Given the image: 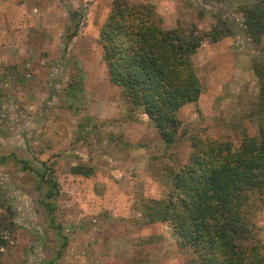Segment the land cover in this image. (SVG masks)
<instances>
[{
    "label": "rangeland",
    "instance_id": "obj_1",
    "mask_svg": "<svg viewBox=\"0 0 264 264\" xmlns=\"http://www.w3.org/2000/svg\"><path fill=\"white\" fill-rule=\"evenodd\" d=\"M243 0H0V264H199L175 221H151L154 202L175 201L189 158L232 127L252 133L258 115L264 36L243 27ZM143 6L161 30L231 35L190 57L201 87L182 106L177 141L166 144L147 115L109 82L100 43L113 6ZM264 87V86H263ZM55 181L51 225L44 207ZM264 252V199L253 213Z\"/></svg>",
    "mask_w": 264,
    "mask_h": 264
},
{
    "label": "trees",
    "instance_id": "obj_2",
    "mask_svg": "<svg viewBox=\"0 0 264 264\" xmlns=\"http://www.w3.org/2000/svg\"><path fill=\"white\" fill-rule=\"evenodd\" d=\"M239 10L246 35L258 45L264 36V0H243ZM195 32L161 30L143 6L126 3L113 6L101 32L109 82L121 89L131 110L149 117L166 144L177 141V111L196 102L201 93L190 57L202 43L231 35L222 19L206 34ZM254 71L262 84L259 116L247 113L243 118L254 120V131L232 127L238 134L235 143L219 136L206 144L207 150L198 148L175 178V201L154 202V214L149 216L153 222L173 219L181 245L191 247L199 264H264L252 222L264 199V66L257 65ZM6 160L0 156V163ZM18 163L22 171L35 172L48 185L44 207L61 236V226L51 218L50 200L59 194L57 184L26 161ZM63 239L56 260L66 247Z\"/></svg>",
    "mask_w": 264,
    "mask_h": 264
}]
</instances>
